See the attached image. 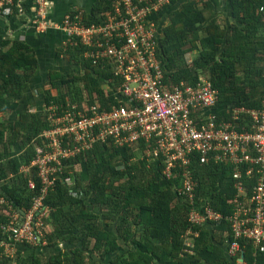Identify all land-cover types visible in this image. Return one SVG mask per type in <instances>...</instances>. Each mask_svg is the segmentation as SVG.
I'll use <instances>...</instances> for the list:
<instances>
[{
	"label": "trees",
	"instance_id": "16d2710c",
	"mask_svg": "<svg viewBox=\"0 0 264 264\" xmlns=\"http://www.w3.org/2000/svg\"><path fill=\"white\" fill-rule=\"evenodd\" d=\"M18 1L10 15L14 26L20 17L33 14L35 4V0H21L19 6ZM114 1L96 0L90 9L83 8L85 21L103 22ZM178 2L173 0L158 16L160 20L169 15L159 48L166 80L197 85L201 76L208 78L219 91L214 107L218 121L228 119L227 109L233 106L262 107L264 0H226L232 8L229 23L212 0H186L175 9ZM85 49L63 46L71 66L66 72L51 73L46 105L70 99L108 109L119 103L109 89L121 83L113 66L104 61L94 64L84 55ZM38 66L30 43L12 38L0 43V193L13 206L0 204V264H264V252L246 238L241 239L240 252L229 253L234 233L228 216L237 192L231 165L194 157L189 166L196 180V198L191 203L187 195L179 194L182 170L167 176L161 161L144 157V145L117 146L111 138L64 161V174L45 201L50 206L46 243L36 248L11 239L17 249L10 254L1 241L8 237L5 228L11 214L29 209L42 187L33 169L37 184L31 188L30 175L21 167L36 156L41 134L49 127L48 112L26 108L10 119L19 111ZM249 124L247 118L239 128ZM68 177L73 183L65 181ZM254 182L255 178H246L249 193ZM205 206L221 212L223 218L209 225L192 223L191 210ZM189 228L199 232L190 235L191 246L185 243Z\"/></svg>",
	"mask_w": 264,
	"mask_h": 264
},
{
	"label": "built area",
	"instance_id": "2783aa9c",
	"mask_svg": "<svg viewBox=\"0 0 264 264\" xmlns=\"http://www.w3.org/2000/svg\"><path fill=\"white\" fill-rule=\"evenodd\" d=\"M53 1L35 0L31 18L37 29L63 30L65 48L84 46V55L94 64L104 61V65H112L121 83L109 89L115 92L119 103L108 109L97 104L86 107L70 99L66 103L45 104L49 127L41 134L31 164L21 167L30 175L31 188L37 184L33 178L35 170L42 183L41 192L33 197L29 209L12 212L5 228L8 237L1 244L7 249L13 247L11 239L34 246L45 244L50 211L45 201L64 174V161L111 138L117 146L144 145V157L161 161L167 176L181 167L183 183L179 194L187 195L191 203L196 198V181L189 168L194 157L203 162L233 163L237 192L233 212L228 216L234 233L229 253L241 251L243 238L264 252V102L260 108L230 107V117L218 121L214 107L219 91L208 78L201 76L197 85L166 80L159 48L167 15L160 20L158 16L173 0H115L105 20L91 24L85 21L81 8L70 9L60 22L51 21ZM15 3L16 0H0V15L10 18ZM247 118L251 122L249 128L242 125L240 129V123ZM246 178H255L251 193ZM65 181L73 183L72 177ZM0 204L13 209L2 193ZM222 218V213L209 206L190 212V221L200 225ZM198 233L189 228L185 243L191 246L190 235Z\"/></svg>",
	"mask_w": 264,
	"mask_h": 264
},
{
	"label": "crops",
	"instance_id": "0c3cea01",
	"mask_svg": "<svg viewBox=\"0 0 264 264\" xmlns=\"http://www.w3.org/2000/svg\"><path fill=\"white\" fill-rule=\"evenodd\" d=\"M178 1L179 2L175 6V9L176 8L179 9L181 5L184 2H186V0H178ZM212 1L216 3L218 7V11H217L218 14H220V16H222L227 23L231 22L232 8H230L226 0H212ZM95 2L96 0H54L52 3V8L49 13V18L53 22H60L63 20L66 13L70 11V9L84 8L88 10L94 5ZM220 8L222 9V11L226 9V11L229 13L230 16L229 15L226 16V14H224L220 10ZM168 16L165 18V22L168 21L169 19ZM31 17L32 16L20 17L16 26H14L9 17L0 15V43L6 38L24 40L33 46L36 55L39 59V66L35 71L32 79L30 80L29 86L24 90V96L20 101L19 111H15L10 116V119L11 118L16 119L18 117L19 112L22 109H26V108L30 109L31 111L41 113L45 108V104L47 103L46 94L48 93V90L50 89L51 86L50 84L51 73L53 71L66 72V70L71 66L70 56L63 51V43L64 40L66 39V33L63 30L54 27H51L46 31H40L37 29ZM217 163H226L228 165H231L232 176H233V172L235 169V165L233 163H227L221 161ZM161 165H162V172L164 174V170L166 169V167L162 163ZM176 170H182V168L178 167ZM176 170H173L172 175ZM190 170L192 171L191 168ZM181 178L183 180V176H181ZM234 183H235V179H234ZM201 203L202 202H200L199 204L203 206ZM207 224L209 225V221H206L205 225ZM210 227L213 228L214 225L211 224Z\"/></svg>",
	"mask_w": 264,
	"mask_h": 264
},
{
	"label": "rangeland",
	"instance_id": "374dc122",
	"mask_svg": "<svg viewBox=\"0 0 264 264\" xmlns=\"http://www.w3.org/2000/svg\"><path fill=\"white\" fill-rule=\"evenodd\" d=\"M220 10L222 11V9L220 8ZM224 14H226V16H228L229 15V13L226 11V9H224L223 11H222ZM230 16V15H229ZM192 55V54H191ZM17 246L15 245V248L13 249L12 247H9V249H8V251H9V253L10 254H14L15 253V251H16V248ZM34 247H36L37 248V246H34ZM39 251V250H38Z\"/></svg>",
	"mask_w": 264,
	"mask_h": 264
},
{
	"label": "water",
	"instance_id": "95a60500",
	"mask_svg": "<svg viewBox=\"0 0 264 264\" xmlns=\"http://www.w3.org/2000/svg\"><path fill=\"white\" fill-rule=\"evenodd\" d=\"M244 253H242V259H243Z\"/></svg>",
	"mask_w": 264,
	"mask_h": 264
}]
</instances>
